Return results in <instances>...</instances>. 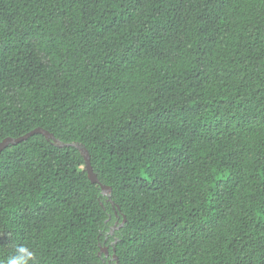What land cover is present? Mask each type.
Here are the masks:
<instances>
[{"label": "trees", "instance_id": "16d2710c", "mask_svg": "<svg viewBox=\"0 0 264 264\" xmlns=\"http://www.w3.org/2000/svg\"><path fill=\"white\" fill-rule=\"evenodd\" d=\"M36 128L114 207L9 145L0 264H264V0H0V143Z\"/></svg>", "mask_w": 264, "mask_h": 264}, {"label": "water", "instance_id": "95a60500", "mask_svg": "<svg viewBox=\"0 0 264 264\" xmlns=\"http://www.w3.org/2000/svg\"><path fill=\"white\" fill-rule=\"evenodd\" d=\"M34 135H41L43 136L47 141H50L53 143V145L57 146V147H72L75 148L80 156L83 158L84 163H85V171L87 174V178L88 180L92 183V184H97L100 187L101 190V194L105 197H107V201L110 202V204L114 207L113 202L111 201V189L105 185H102L99 180L97 179V176L93 173L92 167L90 165V157L89 154L87 152V150L85 149V147L81 144H77V143H71V144H62L60 143L58 140H56L54 138V136L52 134H50L49 132L41 129V128H36L32 131H30L29 133L17 138V139H11V138H6L4 139L1 143H0V153L2 150H4L7 146L9 145H15L18 144L22 141L27 140L28 138L34 136ZM125 223V218L123 217L122 223H120L118 226V222L115 223V225L112 227V229L110 230L109 234L112 235L113 232L115 230H118L120 227H122V225ZM114 244L116 243V240L113 242ZM114 252V250H113ZM101 254H104L105 257H108V248L107 247H101L100 251H99V256ZM113 261H115V264H117V258L116 256L113 254L112 259Z\"/></svg>", "mask_w": 264, "mask_h": 264}, {"label": "clouds", "instance_id": "9594fccd", "mask_svg": "<svg viewBox=\"0 0 264 264\" xmlns=\"http://www.w3.org/2000/svg\"><path fill=\"white\" fill-rule=\"evenodd\" d=\"M7 264H36V253L29 247H17L15 253L8 257Z\"/></svg>", "mask_w": 264, "mask_h": 264}]
</instances>
